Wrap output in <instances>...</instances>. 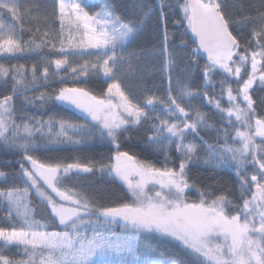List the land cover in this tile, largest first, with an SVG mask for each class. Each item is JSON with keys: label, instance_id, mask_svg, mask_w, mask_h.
Listing matches in <instances>:
<instances>
[{"label": "snow or ice", "instance_id": "obj_1", "mask_svg": "<svg viewBox=\"0 0 264 264\" xmlns=\"http://www.w3.org/2000/svg\"><path fill=\"white\" fill-rule=\"evenodd\" d=\"M134 9L136 19L125 22L117 14L115 5L106 4L90 14L77 0H58L53 15L59 20V31L54 37L49 31L44 32L40 43L34 40L22 43L14 26L0 22V52L15 54L26 48L37 50L47 46L62 57L50 61L57 70L52 75L66 69L76 79L88 76L89 69H94L113 80L103 96L83 87L65 86L54 97L44 93L36 97L41 101L54 99L79 110L90 118V123L51 118L41 121L26 116H20L17 123L13 96L27 89L30 83L35 84L36 69L33 66L31 81H28L24 65L9 69L0 64V78H7L11 73L13 81V95L0 98V144L22 153L19 174L13 175L24 184L23 188L0 189V203L7 202L9 220L13 219L14 211L20 221L19 226L13 223L11 228L0 227V264H264V118H257L251 95L257 82L264 87V0L255 15H245L239 21L226 12L224 0H175V9L167 0H158L155 5L140 0ZM3 10L14 20H20L18 0H0V11ZM173 11L182 14L175 23H186V30L192 34L195 45L190 49L192 57L200 52L206 54L202 73L205 87L212 84L215 73L224 76L220 81L221 98L226 95L227 108L221 105L220 99L208 98L206 92L203 95L229 126L235 128L233 139L239 141V146L227 143L230 135L227 128L217 129L218 133L223 132L225 143L222 145L200 139L207 151L205 164L235 168L239 204L223 193L213 198L190 183L188 167L199 146L185 144V137L189 133L199 135L200 126H214L200 112H196L194 121L189 120V113L172 95L170 75L167 101H160L166 105L168 118H156L159 123L151 125L153 135L148 137V144H158L161 138L174 142L180 154L178 166H167L170 162L167 146L163 167L120 150V136L130 128H138L150 115L133 103L116 81L114 69L125 62L131 68L136 55L119 53L135 38L139 28L158 14L165 67L175 65L176 54L170 51L167 30V18ZM241 22L252 24L251 39L245 44L232 30L233 24ZM85 49L95 50L93 54L98 59L91 64L85 61L78 68L69 65V55H83ZM49 78V69L44 67L40 79L47 82ZM232 78L237 83L235 89L228 83ZM198 95L201 93L186 85L182 88L181 99L190 100ZM156 99L147 97L145 107L154 108ZM173 115L175 119L171 118ZM237 123L243 130L236 127ZM37 134L46 137L49 143L74 146L88 143L94 135L107 141L113 146L114 155L108 163L101 162L98 170L119 178L130 194L129 201L112 206L97 205L74 188L65 187L62 183L65 179L72 174L91 173L95 165L42 161L30 154L40 147L35 140ZM249 164L254 168L253 174L247 172ZM0 178L6 180L8 174L0 171ZM193 189L199 194L198 201L188 199ZM32 194L49 209L52 226L63 230L47 231L49 223L34 218L29 200ZM116 225L120 231L113 227ZM153 234L174 242L191 262L184 258H164V253H158L144 240ZM13 247L20 249L22 258L4 253L3 249Z\"/></svg>", "mask_w": 264, "mask_h": 264}, {"label": "trees", "instance_id": "obj_2", "mask_svg": "<svg viewBox=\"0 0 264 264\" xmlns=\"http://www.w3.org/2000/svg\"><path fill=\"white\" fill-rule=\"evenodd\" d=\"M77 2L85 5V10L90 14L99 11L106 4L115 5L117 14L125 22L134 21L136 19L134 5L140 0H77ZM148 3L155 5L158 0H147ZM173 4L175 9V0H167ZM226 12L234 20H241L245 15H255L260 9L261 0H224ZM58 0H18V15L21 17L19 21L14 20L7 10L0 11V22L6 26H14L17 29L16 35L22 43L26 44L30 40L36 43L41 42L44 32L49 31L54 37L59 31V20L53 15L54 8L57 6ZM242 5V7H241ZM181 13L173 11L169 13L167 18V30L170 34V51L176 54L175 65L166 68L165 59L161 48V26L158 20V14L153 15L143 26L135 33V38L131 40L125 48L138 53L136 60L133 61L135 73L129 78V83L132 85L140 84L145 93V101L141 103L144 110L149 113L150 119L143 122L138 128H130L129 132L120 136L119 143L121 151H128L130 155L136 156L138 159L151 163L156 167L164 166L165 146H167V155L170 158L168 167H176L179 163L180 154L175 149V143H170L168 140L161 138L158 144L149 145L148 137L153 135L151 125L159 123L156 119L155 111L162 112L168 118L166 105L160 101H167V89L169 82L167 77L171 76L172 95L177 98L186 111L189 113V120H195L196 112L205 115L209 124L214 127L198 128L199 135L189 133L186 135L184 143L197 144L198 151L193 162L188 167V178L190 183L194 184L197 189L210 193L214 198L216 195L225 194L229 199L237 204L241 203L238 199V180L235 175V168L230 167H213L201 164L202 160L207 156V151L201 143V137L209 144L222 145L225 143L223 132H217V129L227 128L230 135L227 143L234 147L239 146V141L234 140L235 128L230 127L228 121L217 111L213 104L208 103L203 93H207L208 98L220 99L221 105L227 108L226 95L221 98L220 81L224 76L217 72L212 76V84L205 87L202 77L204 64L207 62L198 54L192 57L191 48L192 34L186 30L185 24H177L175 21L181 19ZM39 17V19H37ZM39 29V31H37ZM252 24L238 23L233 24V34L241 39L242 44L247 43L251 39ZM6 31V29H5ZM67 35V31H65ZM182 41L186 44L182 45ZM61 58V55L50 47L42 46L37 50H29L6 54L0 52V64L12 69L24 65V75L28 81H31L32 68L35 66L37 80L35 84H29L27 89L18 92L13 96L12 104L17 117V123H20L19 117L26 116L34 120L47 121L52 120H67L77 124L90 123V118L79 110L71 108L67 105H61L53 100L41 101L36 99L41 93L47 96H55L56 91L61 87H83L93 94L103 96L108 87V83L100 76L88 75L86 77L73 78L69 70L61 69L58 75H52L57 70L54 68L53 61ZM49 69V80L45 82L40 79L43 68ZM79 66H77L78 68ZM250 71V64L247 66ZM247 78L246 74L243 76ZM228 83L235 89L237 83L234 78L229 79ZM13 81L11 73L7 78H0V98L5 95H13ZM190 87L193 91L201 93L195 98L181 99V91L184 86ZM141 89V90H142ZM253 97L254 108L257 118H264V87L259 86L258 82L251 90ZM149 96H155V109L145 107L146 99ZM27 98V99H26ZM31 100L32 103L28 101ZM175 119L173 115L171 117ZM233 123L235 118H232ZM236 127L242 126L238 123ZM36 143L40 147L30 153L44 162L49 163H81L95 165L93 172L80 173L79 175L72 174L70 178L65 179L62 183L65 187H72L76 191L89 197L94 203L102 206H112L121 202H128L130 194L127 191L126 185L114 175L110 176L102 174L98 168L101 162L108 163L109 158L114 155V148L105 140H101L98 135H94L88 143L80 146H74L68 143H49L48 139L42 138L39 134L35 137ZM257 143H260V138L257 137ZM159 148L160 151H153ZM22 162V153L19 150H13L4 147L0 144V171L8 174V178H0V189H6L12 186L23 188L24 184L15 176L19 174V164ZM28 165H26L27 167ZM248 170H254L251 164L247 165ZM199 194L193 189L188 194L189 201H198ZM33 215L36 220L49 223L47 231L63 230L52 226V221L49 217V209L40 199L32 194L29 197ZM0 206H7V202L0 203ZM15 223L19 226V218L15 217L13 211V219L10 221L4 216H0V227L11 228ZM117 231H120L119 225L113 226ZM145 242L150 243L157 249V252L164 253V258H184L191 262L190 257H186L180 252L177 245L168 240L163 239L157 234L145 236ZM2 243V242H0ZM6 255L13 258H22L21 251L17 248L3 249Z\"/></svg>", "mask_w": 264, "mask_h": 264}, {"label": "rangeland", "instance_id": "obj_3", "mask_svg": "<svg viewBox=\"0 0 264 264\" xmlns=\"http://www.w3.org/2000/svg\"><path fill=\"white\" fill-rule=\"evenodd\" d=\"M84 53L85 54L79 55V56L69 55V57H68L69 65H71L73 67H77L79 65L84 64L85 61H88L89 64H91V63H94L98 59V56L96 54H93V53H95V50H93V49H85ZM129 53H135L136 54L135 58L133 59V61H135L136 57L138 56V53L133 52L131 50H127L125 47L122 50V52H120L119 54L127 56ZM133 61H132V64H133ZM110 64H111V62H110ZM54 68H55V65H54ZM114 71L116 73L115 79H116V81L119 82L121 89L125 92L126 95L129 96V98L133 101V103L138 104L140 107L143 108V106L141 105V103L145 101V98H144L145 93L142 89L143 87H140V84L132 85L129 83V78L131 77V75L133 73H135L133 65L131 68H129L127 65V62H125V64H123V65H118L117 68L114 69ZM91 74L96 75V76H100L108 84L113 83L112 79L104 77L102 71H96L94 69H89L88 75H91ZM150 108H152V107H150ZM154 109H155V107L152 108V110H154ZM154 111H155V115L157 117H159L161 119L167 118L165 115H163L162 112H158L157 110H154ZM206 157L207 156H205V158ZM205 158L202 160L201 164L211 166L210 164L204 163ZM247 172L249 174H253L254 170H248L247 169ZM51 194L55 198V194L54 193H51Z\"/></svg>", "mask_w": 264, "mask_h": 264}, {"label": "built area", "instance_id": "obj_4", "mask_svg": "<svg viewBox=\"0 0 264 264\" xmlns=\"http://www.w3.org/2000/svg\"><path fill=\"white\" fill-rule=\"evenodd\" d=\"M7 213H8V207L0 206V216L3 215V216L8 217Z\"/></svg>", "mask_w": 264, "mask_h": 264}, {"label": "water", "instance_id": "obj_5", "mask_svg": "<svg viewBox=\"0 0 264 264\" xmlns=\"http://www.w3.org/2000/svg\"><path fill=\"white\" fill-rule=\"evenodd\" d=\"M199 54L201 57L206 58V54H204L203 52H200Z\"/></svg>", "mask_w": 264, "mask_h": 264}]
</instances>
